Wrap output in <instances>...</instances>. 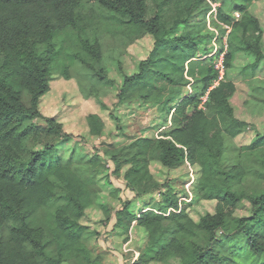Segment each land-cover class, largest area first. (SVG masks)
Masks as SVG:
<instances>
[{
    "label": "trees",
    "instance_id": "1",
    "mask_svg": "<svg viewBox=\"0 0 264 264\" xmlns=\"http://www.w3.org/2000/svg\"><path fill=\"white\" fill-rule=\"evenodd\" d=\"M172 1L157 4L149 15L147 0H0V264L89 262V251L81 242L88 226L81 219L94 203L96 179L92 173L78 176L73 162L57 154L56 141L34 149L29 140L36 134L33 120L39 118L45 122L44 135L66 137L62 123L44 118L39 104L50 91L53 75L69 80L74 62L90 70L100 62V33L126 46L146 34L153 39L149 55L139 61V72L124 77L118 98L125 101L139 92L140 99L159 101L167 89L174 92L167 98L171 125L166 131L158 139L144 137L125 147L128 155L133 151L124 180L135 197L147 193L148 185L164 189L157 209L133 213L125 202L114 212L113 230L118 236L126 234L125 241L133 222L145 231L144 245L131 264L173 258L180 264H227L216 245L236 235L244 238L251 253L264 255V189H243L249 179L264 182V135L257 133L247 145L234 144L250 124L234 114L230 99L235 84L227 75L239 53L253 58L245 65L253 71L264 62L263 28L249 11L255 0H187L185 16L180 12L166 28L163 5ZM211 4L216 5L218 23L229 31L224 46L216 53L206 49L201 56L200 45L210 43L213 35L202 33L205 20L190 24L189 19L204 17ZM181 26L189 29L176 33ZM220 52L224 75L218 81L215 63ZM186 87L190 90L184 92ZM85 122L90 135H103L105 125L98 114H87ZM153 160L168 169L184 163L197 166L195 195L215 201L214 213L198 223L186 215L185 205L179 213L164 215L178 208L179 196L169 182L159 184L153 177ZM112 161L117 164L115 156ZM89 163L100 164L97 158ZM242 200L249 204L250 215L236 217ZM101 207L107 223L111 210ZM199 234L205 245L197 241Z\"/></svg>",
    "mask_w": 264,
    "mask_h": 264
},
{
    "label": "rangeland",
    "instance_id": "2",
    "mask_svg": "<svg viewBox=\"0 0 264 264\" xmlns=\"http://www.w3.org/2000/svg\"><path fill=\"white\" fill-rule=\"evenodd\" d=\"M149 15L156 5L164 0H147ZM187 0H173L168 5H163V22L166 28H170L178 16H185ZM210 4L209 0H205ZM249 11L259 20L263 28L262 42L264 44V0H255L249 7ZM95 15L100 11L96 9ZM239 17V13H234ZM180 17V16H179ZM205 20L202 33L212 34L210 43L203 42L200 45L199 54L202 56L208 51L214 53L224 46L228 29L218 23L216 17V5L211 4V10L206 15L192 17L190 24ZM189 28L180 27L176 33L186 32ZM217 38V40H216ZM98 43L101 45L102 58L94 65L92 70L86 68L78 61L70 67L71 77L63 79L60 75L52 76L50 91L46 93L39 104V111L44 118H55L62 123V133L66 136L56 140L52 135H44L45 122L42 118L34 119L37 127L29 140V146L34 149H42L44 143L56 141L55 150L60 158L73 162L72 170L78 176L92 173L97 182L98 191L91 207L87 208L81 219L83 225L88 226L82 235L81 242L87 247L89 262L86 264H131L139 255V250L145 242V231L132 223L128 239L126 234L118 236L113 230L115 222L114 212L119 210L125 202H130V210L139 213L141 209L155 208L161 201L163 187H150L147 193L135 197V191L126 186L125 172L132 166V151L128 155L125 147L137 139L148 137L158 139L161 132L171 125L168 97L172 99V90L167 89L162 98L156 101L154 98L140 99L139 92L129 98L121 100L118 94L122 88L125 76H133L139 72V61L145 59L153 47V39L150 35L135 40L131 44H119L111 35L100 33ZM253 58L247 54L239 53L233 62V67L227 72L237 87L236 95L231 99L235 116L249 123V130L234 139L236 146L247 145L255 139L256 134L264 135V110L257 109L253 104L264 105V62H261L253 70L245 65L252 62ZM247 68V69H246ZM102 78L97 77V73ZM147 72H152L147 69ZM180 89V88H179ZM182 90V89H181ZM188 87L183 91H189ZM182 91V92H183ZM174 93V92H173ZM126 97V96H125ZM259 100V101H258ZM256 102V103H255ZM258 102V103H257ZM90 113L98 114L104 122V133L101 136H93L88 132L85 116ZM61 133V134H62ZM230 140L229 144L233 145ZM122 150V151H121ZM110 151V152H109ZM229 158L232 154H226ZM115 156L117 164L112 161ZM97 158L99 165L91 166L89 161ZM150 170L153 177L163 184L169 182L171 189L178 191V202L182 199H190L182 206H186V215L195 223L208 213H214L215 201L201 200L195 195L196 180L199 175L197 166L187 163L177 168L163 167L157 160L150 162ZM117 172V173H116ZM243 189L247 193L259 192L264 189V182L247 180ZM191 193V197L187 195ZM182 201V202H181ZM107 206L111 210L109 222L104 223L106 216L101 206ZM236 217L250 215L249 204L242 200L236 210ZM218 241H222L221 232L217 234ZM226 240V239H225ZM197 241L205 245L203 236L199 234ZM217 253L227 258V264H263L264 255L251 253L242 236L220 242L216 245ZM75 261H66L62 264H76ZM154 264H180L178 258H173L165 263Z\"/></svg>",
    "mask_w": 264,
    "mask_h": 264
},
{
    "label": "built area",
    "instance_id": "3",
    "mask_svg": "<svg viewBox=\"0 0 264 264\" xmlns=\"http://www.w3.org/2000/svg\"><path fill=\"white\" fill-rule=\"evenodd\" d=\"M217 51H215L214 53H216ZM223 53L224 52H220L219 53V56H218V58H217V60H216V63H215V68L218 70V73H219V75H218V81L219 80H221L222 79V77H223V75H224V66H223ZM216 83H217V81H216ZM204 100V99H203ZM188 164V163H187ZM189 165V164H188ZM187 195H189V197H191V193L190 192H187ZM183 200V204H185L184 203V201L185 202H190L191 200L190 199H182ZM182 202V201H181ZM178 204H179V206H178V208L177 209H174V208H169L168 210H167V212L164 214V215H168L170 212H175V213H179L180 212V210H181V207H182V203H179L178 202Z\"/></svg>",
    "mask_w": 264,
    "mask_h": 264
},
{
    "label": "crops",
    "instance_id": "4",
    "mask_svg": "<svg viewBox=\"0 0 264 264\" xmlns=\"http://www.w3.org/2000/svg\"><path fill=\"white\" fill-rule=\"evenodd\" d=\"M228 79H229V77H228ZM229 80H231V79H229ZM232 81V80H231ZM233 82V81H232ZM234 83V82H233ZM235 84V83H234ZM236 92H237V87H236V84H235V92H234V94H233V96L231 97V99L236 95ZM231 99H230V103H231ZM256 103V102H255ZM258 103V102H257ZM259 105L261 104V106H257L256 104H253L252 103V105H254V107H256L257 109H261V110H264V106H263V104L262 103H258ZM232 105V104H231ZM233 107V106H232ZM234 114H235V112H234ZM134 224H135V222H133Z\"/></svg>",
    "mask_w": 264,
    "mask_h": 264
}]
</instances>
